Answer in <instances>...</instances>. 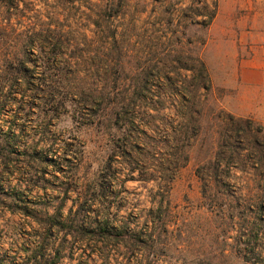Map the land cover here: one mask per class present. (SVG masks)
I'll list each match as a JSON object with an SVG mask.
<instances>
[{
	"label": "rangeland",
	"instance_id": "374dc122",
	"mask_svg": "<svg viewBox=\"0 0 264 264\" xmlns=\"http://www.w3.org/2000/svg\"><path fill=\"white\" fill-rule=\"evenodd\" d=\"M224 26L236 27L225 40ZM38 55L46 62L34 65ZM199 59L211 88L205 95L198 88L201 130L171 178L163 164L174 150L163 140L184 110L171 96L197 91ZM255 86L264 90V0H0V126L13 127L17 153L36 144L52 161L41 168L45 191L27 183L24 154L10 156L11 170L22 169L0 182V264H34L28 256L40 243L50 254L40 264H264L259 149L249 157L250 144L232 132L239 154L231 167L198 172L215 158L227 113L247 105L237 93L249 96ZM137 136L143 141L129 156L124 144ZM9 141L0 137V152ZM65 146L79 188L113 164L108 178L116 184L104 204L111 203V223L135 231L131 239L65 235L57 227L44 239V227L22 214L13 194L51 204L58 184L70 181L68 165L60 171L54 162ZM74 198L71 191L66 209Z\"/></svg>",
	"mask_w": 264,
	"mask_h": 264
},
{
	"label": "trees",
	"instance_id": "16d2710c",
	"mask_svg": "<svg viewBox=\"0 0 264 264\" xmlns=\"http://www.w3.org/2000/svg\"><path fill=\"white\" fill-rule=\"evenodd\" d=\"M198 61V76L200 77V83L194 84V87L197 88V91L194 92V90H191L188 87L183 92H181V98H177L178 96L174 94L171 96L172 101H177L184 109L180 111L178 110L176 113V116L179 119V128L171 131L165 136L163 140V142L166 143L168 146L170 144V147L174 150V152L172 153V158H166L165 163L163 164L165 169L169 171H174L173 176L171 178H174L175 172H177L179 168L185 163H187L189 160V154L185 150L186 146L191 143V139L195 137L201 130V116L203 113V108L198 109V105L199 103L201 104V98L204 97L205 93L208 92L211 88V78L207 66L203 60L199 59ZM38 62L45 63L46 60H44L41 55H38L37 62H35L34 65H37ZM24 69L26 71H30V68L27 66ZM39 80L40 85H42V81H44L43 77H41ZM37 87H39V83ZM198 88H201L204 95L202 93L200 95V91L198 94ZM59 103H63V101L59 100ZM134 103H136V101ZM226 119L227 120H224V122H226L224 124L226 125V127H223V130H220L218 132L219 141L217 144L215 158L212 161L210 160L209 164L202 165V167H199L198 172L200 171V169H218L222 165L231 167L230 163L232 162L234 155L239 154L238 151H236L235 144L233 145L232 142H230L232 132H235L234 134H237V143L242 144L248 142L250 144L251 150L248 151L249 157L253 158V156H251L250 154L252 153L256 155L257 152L254 151V149H259L258 154L260 156L258 157L264 160L263 126L261 124H257L252 118H236L235 115L230 113H227ZM235 123L236 125H234ZM239 123H244L245 125H239ZM254 123L257 124L255 134L253 131ZM140 124L141 123H139L136 118H134L131 122L130 127L131 129L135 130L137 126H140ZM231 124H233L234 127H230ZM13 131L14 130L12 126H9L7 131L3 130L2 126H0V137H6L10 139V141L6 144V147L3 146L0 152V167H3L1 168L2 170H0V182L2 181V179H4V173L12 175L14 171H20L22 169L18 166H14L15 169L11 170L10 162L12 158L10 156L12 154H24V161L28 166V168H25L24 171V175L26 174L27 183L38 187L40 185V187L46 191L43 182H46L47 179L43 175L44 170H42V166L52 161L48 160L47 156H44V147L38 149V145L36 144H24V149L22 148V153H17V144L15 145V143H12V138L13 136L15 137ZM142 141L143 140H141V138L137 136L136 139H132L130 140V142L124 144L126 147H130V152L127 151V153H129V156H131V152H133L135 146H140ZM65 145L71 146L72 144L65 143ZM118 145L116 146V150H114V152L112 153L113 158L119 153V150H117V148L119 149L120 146ZM70 151L71 148H66L65 146L63 156L59 157L58 160L54 161L56 169L60 171H62V169L65 167L64 163L68 165L67 173H69V176L67 177L70 178V181L66 180L65 182H60V184H58V194L53 197L54 201L52 200L53 202L51 201V204L49 199L42 197V199H39L38 201L29 200L27 194H24L23 191L22 194L18 192L13 194L15 199L20 201L22 200V214L24 216L32 218V220L36 221L44 227V239L49 238L54 233L52 232V229L55 227H57L58 232H62L65 235L71 232H77L83 235L93 234L95 236H110L116 239H131L134 235H136L135 231L131 230L128 226L115 225L111 223L108 219V211L110 210L111 203L109 202L107 205L104 204L107 192H112V189L116 184V182L114 181L115 179L108 178L109 175L112 173L110 169L111 167H113V164L109 162V164L106 166L107 170H105L104 172L101 171L99 176L91 183L89 187L85 186L82 189V187L79 188L78 182L76 181V179H74L76 172L73 170L71 165L74 160L66 158V155L69 154ZM74 156H76V158L80 157L77 152H75ZM237 157L240 158V156ZM78 164H80V162ZM133 169L135 168H132L131 170ZM39 170H41V174L37 176ZM6 179L8 178L6 177ZM71 191H75L76 198L73 199L72 205L68 209H66V204L70 197ZM159 202H161V200ZM92 205H96V208L92 209ZM51 207H53L54 209L52 213L50 212ZM91 211H94L95 214L93 216V221L90 220L88 222L85 219L91 217ZM147 236L151 238L150 234H148ZM44 248H46L45 244L40 243L34 250H32V253L28 256V260L32 259L31 261H33L34 264H40V260H38L40 255L42 256V258H46L50 255L49 253H46V250ZM63 251L64 247L59 245L56 250L57 261H55L54 263L60 261L61 254L63 253Z\"/></svg>",
	"mask_w": 264,
	"mask_h": 264
},
{
	"label": "crops",
	"instance_id": "0c3cea01",
	"mask_svg": "<svg viewBox=\"0 0 264 264\" xmlns=\"http://www.w3.org/2000/svg\"><path fill=\"white\" fill-rule=\"evenodd\" d=\"M236 32L235 26H224L221 28V33L223 34L222 39L225 40L228 38L229 33ZM228 71V70H227ZM242 90L245 88V85H242ZM250 95L246 96L241 92L237 93V96L240 97L247 104L245 107L233 109L231 112L237 116H251L252 118L261 122L264 131V90L258 87L252 88Z\"/></svg>",
	"mask_w": 264,
	"mask_h": 264
}]
</instances>
